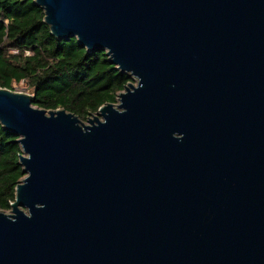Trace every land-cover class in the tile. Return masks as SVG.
I'll return each instance as SVG.
<instances>
[{"label": "water", "instance_id": "1", "mask_svg": "<svg viewBox=\"0 0 264 264\" xmlns=\"http://www.w3.org/2000/svg\"><path fill=\"white\" fill-rule=\"evenodd\" d=\"M34 1L138 85L91 125L0 88V264H264V0Z\"/></svg>", "mask_w": 264, "mask_h": 264}, {"label": "trees", "instance_id": "2", "mask_svg": "<svg viewBox=\"0 0 264 264\" xmlns=\"http://www.w3.org/2000/svg\"><path fill=\"white\" fill-rule=\"evenodd\" d=\"M26 82L34 107L65 109L81 120L115 104L131 82L110 62L108 50L90 51L76 37L58 39L34 0H0V88ZM19 137L0 124V210L10 211L26 176Z\"/></svg>", "mask_w": 264, "mask_h": 264}, {"label": "rangeland", "instance_id": "3", "mask_svg": "<svg viewBox=\"0 0 264 264\" xmlns=\"http://www.w3.org/2000/svg\"><path fill=\"white\" fill-rule=\"evenodd\" d=\"M131 83H133L134 86H137V85H138V80L132 78ZM13 91H14V92H17V93H23V94H26V95H28V96L33 97V91H32V89H30V88L28 87V84H27L26 82H22V83H20V84H15V85H14V88H13ZM125 92H126V91H123V92H121L120 94L125 93ZM120 94H119L118 97H117V102L114 104L115 106H117V105L120 104ZM98 113H99V111H98L96 114H93L92 116H89V118H90L91 120H93L94 117H97V116H98ZM100 120L103 121V118L100 117ZM82 122H83L85 125H91V122L89 121V119H87V120H85V121L82 120ZM22 151H23V150H22ZM22 154H23V153H22ZM25 156H26V155H25ZM25 177H26V176H25ZM25 177H24L23 179H25ZM23 179H22V180H23ZM22 180H21V182H22ZM11 213H12V209H11L10 211H7V212H6V214H11Z\"/></svg>", "mask_w": 264, "mask_h": 264}]
</instances>
